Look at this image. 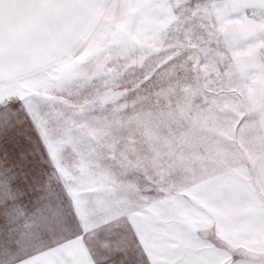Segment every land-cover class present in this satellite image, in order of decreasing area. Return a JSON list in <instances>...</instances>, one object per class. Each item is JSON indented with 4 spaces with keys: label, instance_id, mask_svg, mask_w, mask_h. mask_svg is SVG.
I'll return each mask as SVG.
<instances>
[{
    "label": "rangeland",
    "instance_id": "rangeland-1",
    "mask_svg": "<svg viewBox=\"0 0 264 264\" xmlns=\"http://www.w3.org/2000/svg\"><path fill=\"white\" fill-rule=\"evenodd\" d=\"M251 2L70 0V14L50 16L56 33H69L73 48L83 43L94 52L86 53L75 64L63 62L61 91L49 96L52 111L46 134L51 155L36 146L34 164L46 187L62 194L71 189L87 198L95 211L87 221L74 224L65 234L67 239L53 238V247L41 252L38 264H124L111 259L116 251L134 264L139 257L127 247V234L118 228L101 231L92 218L127 198L123 184H148L146 170L173 176L177 193L169 198L152 188L142 193L156 205L155 209L145 206L138 213L144 218L145 232L166 238L165 229L174 221L171 214L189 213L190 204H184L191 203L189 196L210 199L212 195L201 188L218 177V169L230 162L234 166L239 163L231 148L235 137L222 135L220 127L229 122L231 110L242 104L245 94L248 98L264 96V58L260 56L264 41L245 44L264 24V16L258 12L242 11ZM45 3L50 6V0ZM182 11L189 17L183 23ZM78 28L81 41L76 38ZM203 40L211 41L207 48ZM160 41L169 47H159ZM221 46L232 49L227 61L215 54ZM132 56L137 57L136 62L127 64L123 73H131L132 83L138 87L129 92L123 86H113L107 69L113 63L124 65ZM48 73L26 79L39 80ZM146 88L147 93L142 91ZM225 96L230 98L217 106ZM245 115L256 119L255 126L264 127L256 113ZM69 120L73 122L71 133L65 124ZM213 153L218 158L210 168ZM250 156L230 178L245 177L263 199L264 211V155L257 150ZM102 199L109 203H100ZM106 222L118 224L115 217ZM121 233L123 242L113 245L112 237ZM215 248L214 253L221 249ZM167 259L162 252L161 264Z\"/></svg>",
    "mask_w": 264,
    "mask_h": 264
},
{
    "label": "snow or ice",
    "instance_id": "snow-or-ice-1",
    "mask_svg": "<svg viewBox=\"0 0 264 264\" xmlns=\"http://www.w3.org/2000/svg\"><path fill=\"white\" fill-rule=\"evenodd\" d=\"M242 11L245 14L258 12L264 16V0H252ZM260 41H264V24L258 26L256 35L245 40V44ZM260 56L264 58V47L260 49ZM22 98L15 85L0 78V264H33L32 257L53 247L50 242L53 238L64 236L67 239L65 234L73 229L74 224L87 221L90 212L95 211L87 198L71 189H66L62 194L43 184L39 169L34 164V153L36 146H39L43 152L51 155L46 134L49 118L33 117L26 122V130L23 125H18ZM229 98L222 97L217 106ZM245 109L250 114L256 113L264 122V96L248 98L245 94L242 104L232 110L239 114ZM232 122L236 124L234 130L231 128ZM72 123L70 120L65 122L69 133ZM255 123L256 119L251 115L240 116L238 120L234 115L225 128L232 136L243 139L245 131ZM189 190L195 194L194 190ZM100 203L109 202L102 199ZM155 207L152 204L149 208ZM234 211L244 213L249 209L238 207ZM81 231L74 234L79 235ZM137 231L140 233L137 242L140 243L144 240L145 230ZM122 235L112 237L113 245L119 246L123 242ZM55 242L60 241L57 239ZM246 252L249 258L245 264H264V247L247 248ZM217 256L224 260V264H236L227 249H219ZM111 259L129 264L119 251L114 252ZM153 264L161 262L153 261ZM164 264H171V261ZM184 264H218V259L203 251L193 253L189 250L185 253Z\"/></svg>",
    "mask_w": 264,
    "mask_h": 264
},
{
    "label": "clouds",
    "instance_id": "clouds-1",
    "mask_svg": "<svg viewBox=\"0 0 264 264\" xmlns=\"http://www.w3.org/2000/svg\"><path fill=\"white\" fill-rule=\"evenodd\" d=\"M180 18L181 23H183V20L189 17L182 11ZM209 24H212L211 20H209ZM201 43L207 48L211 41L203 40ZM159 47H169V45H165L163 41H160ZM69 48L70 51L67 54L59 57L62 63L60 65L53 64L51 66L52 71L47 75L39 80L22 79V82L17 86V91L23 97L17 124L23 125L25 130L27 127L26 122L33 119V117H48L49 120L51 119L52 105L49 96L56 95L61 91V77L65 75L64 71L61 70L64 66L63 62L75 64L86 53L92 55L94 52V49L90 51V46L83 43L76 45L74 48L70 45ZM157 50V48H153V51ZM215 54L222 62L227 61L232 56V49L221 46L215 50ZM136 59V56H132L124 65L113 63L107 69L112 74L114 87L123 86L129 92L138 87V84L132 83L131 73L127 76L123 73V68L127 64L135 63ZM116 80L119 83H115ZM148 87L151 88L152 85ZM142 91L147 93V88L142 89ZM148 94L151 95V93ZM231 111L232 115L229 121L232 120L234 115L238 120L240 116L245 115L247 112L246 109L239 114H235L233 110ZM227 123H224L220 127V132L222 135L232 139L233 136L225 128ZM231 128L232 130L235 129V123L231 124ZM231 148L238 155L239 163L234 166L230 162L226 167L218 169V176L222 179L234 177L238 174L239 164L246 163V157L251 159L250 154H255L259 150L264 155V127H257L255 125L249 127L245 131L243 139L238 136L235 137ZM217 158L216 153H213L209 157L208 166L210 168ZM261 166L264 167V160H261ZM145 179L149 181L145 185L139 183L123 184L122 187L128 193L127 198L111 205L104 214H97L92 218V223L101 231H112L113 228H118L127 234V247L139 257L134 264H153V261L158 262L160 261L159 257L162 252L167 255V261H171V264H184V257L187 251L190 250L193 253L200 252L197 247L198 243H211L221 249H227L232 253L236 264H245L249 258L246 252V249L249 247L242 239H234L232 244H227L221 239L222 230L226 227L224 209L220 202L212 199L206 201V208L196 206L197 212L200 215L177 214L173 223L169 224L165 229L166 238L161 237L156 232H144V240L138 243L139 235H137V230L143 231L144 224V218L138 213L141 208L145 206L150 207L154 203V201L150 202L149 198L144 197L142 193L149 188L154 189L157 194L163 193L164 198L174 197L177 193V189L173 187L172 183L173 176L151 169L145 171ZM108 217H115L118 224L106 222ZM218 228L221 231H218ZM40 255L42 253H38L31 258L33 264H38L37 257ZM218 264H224V260L218 258Z\"/></svg>",
    "mask_w": 264,
    "mask_h": 264
},
{
    "label": "crops",
    "instance_id": "crops-1",
    "mask_svg": "<svg viewBox=\"0 0 264 264\" xmlns=\"http://www.w3.org/2000/svg\"><path fill=\"white\" fill-rule=\"evenodd\" d=\"M38 1L0 0V78L12 85L20 84L30 75L50 72L53 64L62 63L59 57L68 53L71 45L69 33L66 36L56 33L49 22L50 16L70 14V0H50V6L45 5L47 0L42 5ZM76 30V38L81 41L80 29ZM201 189L212 195L224 209L226 227L222 230L221 239L227 244H232L234 239H242L249 248L264 247L263 199L252 190L245 177L222 179L218 176ZM212 196L210 199L213 200ZM191 197V203H184L190 204L187 208L189 213L177 214L200 215L196 206L207 207L209 199L204 200L197 195ZM180 200L181 203L185 201L184 197ZM238 207L249 211H234ZM177 214H171V217L175 219ZM197 247L212 258L218 257L214 253L217 248L211 243H198Z\"/></svg>",
    "mask_w": 264,
    "mask_h": 264
}]
</instances>
